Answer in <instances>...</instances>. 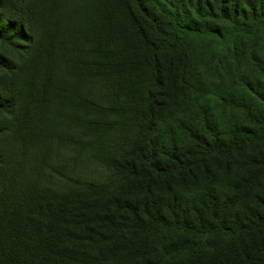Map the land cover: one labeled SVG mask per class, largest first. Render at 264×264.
Segmentation results:
<instances>
[{
	"label": "trees",
	"instance_id": "trees-1",
	"mask_svg": "<svg viewBox=\"0 0 264 264\" xmlns=\"http://www.w3.org/2000/svg\"><path fill=\"white\" fill-rule=\"evenodd\" d=\"M216 24L259 38L264 0H0V264H264V88L158 133Z\"/></svg>",
	"mask_w": 264,
	"mask_h": 264
},
{
	"label": "rangeland",
	"instance_id": "rangeland-1",
	"mask_svg": "<svg viewBox=\"0 0 264 264\" xmlns=\"http://www.w3.org/2000/svg\"><path fill=\"white\" fill-rule=\"evenodd\" d=\"M216 25L222 32L220 39L207 36L202 39L195 38L193 41L194 55L203 51L201 42H206L213 48L215 57L212 63L207 60L195 63L196 67L191 73L193 92L185 98L183 104L172 113L173 115L166 121H161L158 133L162 142L168 141L167 138L171 139L177 134L174 128L179 118L188 122L190 118H197L201 111H205L220 126L232 124L242 119V110H238L242 104L258 102L255 93L251 90L257 85L262 88L257 91L263 90L264 76L259 68L253 67L254 63L247 66L244 59L250 52L264 55V34L260 33L259 38L231 36L230 31L224 26ZM239 39L242 47L235 53L233 44L235 41L239 42ZM242 52L244 53L242 57L236 56L237 53ZM168 127L171 129L170 133ZM74 173L81 178L97 182H111V169L101 159H88L82 162Z\"/></svg>",
	"mask_w": 264,
	"mask_h": 264
}]
</instances>
